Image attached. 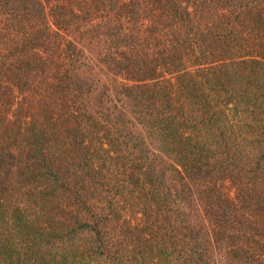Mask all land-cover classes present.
Returning a JSON list of instances; mask_svg holds the SVG:
<instances>
[{
	"label": "trees",
	"instance_id": "obj_1",
	"mask_svg": "<svg viewBox=\"0 0 264 264\" xmlns=\"http://www.w3.org/2000/svg\"><path fill=\"white\" fill-rule=\"evenodd\" d=\"M111 1L0 0V264H264V1L120 4L105 40L148 17L154 49L118 98L78 45ZM193 16L261 30L209 55Z\"/></svg>",
	"mask_w": 264,
	"mask_h": 264
},
{
	"label": "rangeland",
	"instance_id": "obj_2",
	"mask_svg": "<svg viewBox=\"0 0 264 264\" xmlns=\"http://www.w3.org/2000/svg\"><path fill=\"white\" fill-rule=\"evenodd\" d=\"M131 0H113L111 2H106L105 6V12L99 13L102 14L103 16H99V18H96L93 20V28L91 31H89L90 35L88 38L83 39L81 42L78 43V45H81L80 48L85 50V54L89 57V59L93 60L92 65L95 64L94 69L97 72V78H100L102 81L108 83L109 88H110V96L112 98H118L121 97L120 94V84L121 82H127L128 80L124 79L121 77V74L123 72V67L126 65L127 61H122L123 57H128L130 52L133 53H140V51H144L147 49H154V38H153V33H152V24L151 20L148 17H143L141 19L142 25H139L138 31L135 34V39L132 41V43L128 42V40H122V39H117L115 38L112 40L111 38H107V35L112 27L116 24V19L114 18V11L118 10L120 4L124 3H129ZM264 1V0H261ZM52 4L54 3L53 1L51 2ZM108 8L111 10H108ZM47 11H49V7L46 8ZM192 10V8H190ZM77 14H82L81 11H78L77 9L75 10ZM87 20L91 18V15H93L92 11L89 12ZM194 20L192 18V29L188 32L189 35L193 36L194 30L197 33V37L199 39L198 45L197 43L192 44L196 45L199 49L201 46L202 50L207 49L206 51L211 55V50L214 49L216 52V49H220L219 46H221V50H225V54L229 56H236L241 55L243 53H247L245 50L249 48L252 49V45L254 46V40L256 39L255 37L258 36V32L261 30V26L259 25V22H255V17L253 16H240L238 19L236 18L237 22L242 19H245L247 22L246 24L242 25L240 24V28L244 30L243 34L240 35L238 32V35L240 36L239 41L236 42L234 40V36L237 34L234 32V29L231 30V32L226 31L225 29L217 26L215 27L216 33L213 34V36L220 37V42L218 43V48L216 44L211 43L210 44V39H206L203 41L202 38H206V31L201 30V26L205 28V21L200 19L198 16H193ZM236 17V15H235ZM56 17L53 16V12L49 11L48 14V19H49V25L51 27L52 32L56 30V25H55V20ZM190 18V17H189ZM84 19L77 20L78 24H82ZM122 23V22H121ZM229 25V23H228ZM113 29V28H112ZM189 29H187L188 31ZM66 32L60 31L62 34L67 35L68 30H65ZM68 31V32H67ZM87 31V30H86ZM99 36V37H98ZM72 37H74L72 35ZM197 39V41H198ZM210 44V46H209ZM241 44L240 47H238ZM208 45V47H207ZM227 46H234V49L227 48ZM206 47V48H205ZM196 49V47H195ZM238 49H243V51H236ZM101 51H104L106 53H109V56L106 57L105 62L101 59ZM219 53V50H217ZM104 57V56H103ZM112 58V59H111ZM122 61V62H121ZM128 63V62H127ZM124 65V66H123ZM129 83H133V81H128ZM246 82V81H245ZM234 97V96H232ZM106 100V99H105ZM232 105V104H231ZM233 107V105H232ZM241 108V106H240ZM233 113V112H232ZM235 114V113H234ZM223 188L226 192L229 193V195L234 194V186H232V183L230 180H226L223 183Z\"/></svg>",
	"mask_w": 264,
	"mask_h": 264
}]
</instances>
